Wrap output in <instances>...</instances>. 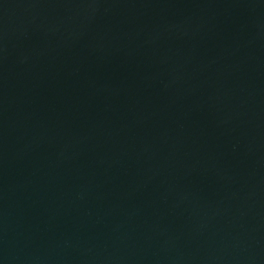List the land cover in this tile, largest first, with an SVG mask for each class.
<instances>
[{"label": "water", "instance_id": "water-1", "mask_svg": "<svg viewBox=\"0 0 264 264\" xmlns=\"http://www.w3.org/2000/svg\"><path fill=\"white\" fill-rule=\"evenodd\" d=\"M0 264H264V0H0Z\"/></svg>", "mask_w": 264, "mask_h": 264}]
</instances>
